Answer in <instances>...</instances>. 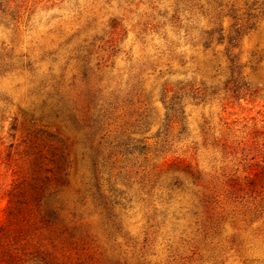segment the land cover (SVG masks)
I'll use <instances>...</instances> for the list:
<instances>
[{
	"label": "rangeland",
	"instance_id": "1",
	"mask_svg": "<svg viewBox=\"0 0 264 264\" xmlns=\"http://www.w3.org/2000/svg\"><path fill=\"white\" fill-rule=\"evenodd\" d=\"M0 226V264H264V0H0Z\"/></svg>",
	"mask_w": 264,
	"mask_h": 264
},
{
	"label": "trees",
	"instance_id": "2",
	"mask_svg": "<svg viewBox=\"0 0 264 264\" xmlns=\"http://www.w3.org/2000/svg\"><path fill=\"white\" fill-rule=\"evenodd\" d=\"M215 32L218 33V39L223 40L224 38L223 28L213 29L210 32H208V40L214 38V34H216ZM229 38L232 43V37L229 36ZM45 133L47 134L48 137H53V134L48 132ZM39 190H40V184L37 182V178L35 177V179H33L32 182L28 184L27 189L25 190L26 192L24 196H26V194L28 196L27 199L25 200V203L28 204L31 198L35 200L36 205L38 206L37 207L38 222H40L41 227H46L53 222L55 212L53 210L50 211L46 208L41 207L42 196ZM0 229H3V226H0Z\"/></svg>",
	"mask_w": 264,
	"mask_h": 264
}]
</instances>
